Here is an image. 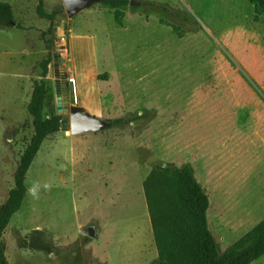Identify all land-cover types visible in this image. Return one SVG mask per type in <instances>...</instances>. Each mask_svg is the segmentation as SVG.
<instances>
[{
    "label": "rangeland",
    "instance_id": "1",
    "mask_svg": "<svg viewBox=\"0 0 264 264\" xmlns=\"http://www.w3.org/2000/svg\"><path fill=\"white\" fill-rule=\"evenodd\" d=\"M0 1L15 15L14 26L0 24L1 205L35 130L28 103L49 51L41 30L51 21L38 14L39 0ZM45 1L64 14L48 33L57 62L44 112L56 111L60 91L69 122L46 137L28 170L27 189L39 188L36 197L26 192L2 237L10 264H155L145 181L157 166L193 168L210 195L221 251L263 221V7L151 0L171 5L174 16L146 0H91L70 15L64 0ZM73 104L130 122L72 132ZM90 224L96 236L83 231ZM250 264H264V255Z\"/></svg>",
    "mask_w": 264,
    "mask_h": 264
},
{
    "label": "trees",
    "instance_id": "2",
    "mask_svg": "<svg viewBox=\"0 0 264 264\" xmlns=\"http://www.w3.org/2000/svg\"><path fill=\"white\" fill-rule=\"evenodd\" d=\"M102 1L118 7L130 2ZM252 1L259 3L264 9V0ZM45 3V0H39L37 12L51 21L47 29L41 30L49 51L40 61L42 77L35 80L28 103L35 130L19 155L14 185L0 205V264H10L2 237L12 215L23 204L27 192L28 170L46 137L60 129L68 128L69 118L65 114L52 111L50 115H45L44 112L49 92L46 77L50 63L56 57L52 48L53 39L48 33H53L56 20L64 14L61 9L47 10ZM145 4L165 14L176 16V11L167 3L146 0ZM119 13L121 14L118 11L117 15ZM0 24L8 27L15 24L14 8L8 1H0ZM100 78L108 77L101 75ZM99 120L101 128L122 126L130 122V118L124 115ZM145 188L160 254L155 264H250L264 255V220L225 250H220L215 234L208 225L210 195L191 166H157L147 176ZM34 231L42 232V229Z\"/></svg>",
    "mask_w": 264,
    "mask_h": 264
},
{
    "label": "water",
    "instance_id": "3",
    "mask_svg": "<svg viewBox=\"0 0 264 264\" xmlns=\"http://www.w3.org/2000/svg\"><path fill=\"white\" fill-rule=\"evenodd\" d=\"M91 0H64V4L68 14H73L77 9L83 8ZM140 0H130V3L136 4L140 3ZM57 61H52L51 65H55ZM56 112L64 113L67 108L64 106V101L62 94L58 91L56 98ZM70 126L72 132H82L89 129H98L100 128V120L96 117H93L85 111L82 105L73 104L70 108ZM83 231L92 236L97 235V228L95 225H87L83 227Z\"/></svg>",
    "mask_w": 264,
    "mask_h": 264
},
{
    "label": "clouds",
    "instance_id": "4",
    "mask_svg": "<svg viewBox=\"0 0 264 264\" xmlns=\"http://www.w3.org/2000/svg\"><path fill=\"white\" fill-rule=\"evenodd\" d=\"M48 187H50V186L49 185H45V188H48ZM38 188H39V185H37V184H33L32 186H30L27 189L28 195H30L32 197H36L37 196V192H38Z\"/></svg>",
    "mask_w": 264,
    "mask_h": 264
},
{
    "label": "bare ground",
    "instance_id": "5",
    "mask_svg": "<svg viewBox=\"0 0 264 264\" xmlns=\"http://www.w3.org/2000/svg\"><path fill=\"white\" fill-rule=\"evenodd\" d=\"M73 79L76 80V77H74ZM212 223H213V221H211V219L208 220V225H211Z\"/></svg>",
    "mask_w": 264,
    "mask_h": 264
},
{
    "label": "built area",
    "instance_id": "6",
    "mask_svg": "<svg viewBox=\"0 0 264 264\" xmlns=\"http://www.w3.org/2000/svg\"><path fill=\"white\" fill-rule=\"evenodd\" d=\"M61 39L63 40V39H65V37H62ZM60 42H61V41H60ZM65 42H66V41H65ZM61 43L63 44V42H61ZM65 48H66V47H65ZM73 80H74V79H73Z\"/></svg>",
    "mask_w": 264,
    "mask_h": 264
}]
</instances>
